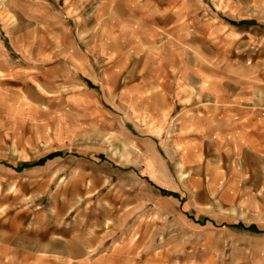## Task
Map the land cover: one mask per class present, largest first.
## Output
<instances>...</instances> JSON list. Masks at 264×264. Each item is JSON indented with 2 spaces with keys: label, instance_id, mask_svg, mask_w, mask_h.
Wrapping results in <instances>:
<instances>
[{
  "label": "crops",
  "instance_id": "1",
  "mask_svg": "<svg viewBox=\"0 0 264 264\" xmlns=\"http://www.w3.org/2000/svg\"><path fill=\"white\" fill-rule=\"evenodd\" d=\"M21 1L0 3V264L186 263L157 260L156 230L148 222L126 229L135 212L123 211L121 196L101 197L111 206L100 212H69L78 192L70 195L73 185L85 189L76 202L87 204L91 183L109 184L111 176L120 183L126 172L110 173L112 164L82 157L69 163V153L56 146L62 128L31 119L30 111L44 104L24 91L31 80L42 89L47 72L29 65L30 3ZM124 6L123 15L114 0L70 2L77 34L66 36L67 73L88 75L91 67L79 60L99 58L108 60L107 73L124 79L118 100L107 104L118 113L101 117L103 135L118 138L119 161L124 156L130 165L125 170H142L172 230L192 225L219 235H264V0H127ZM60 15L52 16L59 22ZM53 36L54 48L39 36V54L57 57L63 44ZM69 129L87 132L93 125ZM30 130L48 148L22 140ZM139 180L134 200H141ZM141 246L149 249L146 259Z\"/></svg>",
  "mask_w": 264,
  "mask_h": 264
},
{
  "label": "rangeland",
  "instance_id": "2",
  "mask_svg": "<svg viewBox=\"0 0 264 264\" xmlns=\"http://www.w3.org/2000/svg\"><path fill=\"white\" fill-rule=\"evenodd\" d=\"M27 1L30 3L28 11L30 14V50L27 54L29 65L31 67L45 66L47 72L46 81L42 89L38 90L33 85V80H31L29 91H24L25 97L39 100L40 104H44V106L38 108L39 111H30L31 119L36 121L35 124L37 126L45 124L50 127L60 126L62 128L61 137L56 140V146H61L64 152L69 153L65 159L66 161L69 159V163H76L82 157L85 159V162L108 164V166L109 163L112 164V168L109 167L111 169L110 173H113V171L117 172L118 169L126 172V177L123 178L124 181L121 180L120 183L119 180L116 181L117 176H111L113 180L109 184L91 183L90 189L87 191L90 196L89 201H86L87 204L76 202V197L80 200L85 189L83 190V188L78 187L77 184L73 185L70 189V195H72V191L74 190L78 192H75L74 196H71L69 212L81 209L100 212L106 207L111 206L109 203L104 202L101 197L118 195L121 196V203L123 201V211L135 212V215L130 214L129 217L131 216V218L126 220L128 222L126 229L140 221L143 224L148 222L149 226L155 228L156 234L152 236V239L156 240V247L153 246V249L157 248V260L159 262L166 261L167 259H179L180 261H185L186 263L184 264H264V254L262 253L264 235H259L255 238L231 236L228 234L219 235L214 228H197L192 225H185L184 232L178 233V231L176 232V227L172 230L168 225V221L159 217L158 211H160V208H156L153 202L156 192L150 186V183L146 181L143 172H141L142 170L134 168V170H125L124 168L130 167V165H125L124 156H121V161H119L118 138L112 134L103 135L101 130L100 120L102 115L107 114L106 112L112 114L113 111L114 114L118 113L116 108L107 104L108 101L118 100L117 85L124 81L123 76L112 71L107 73L104 66L109 63L108 60L99 58L79 60L87 61L91 67L90 74L85 75L80 71L68 74L69 68L67 63L69 58H67L64 51L65 40L66 36L76 38L77 34L76 20L70 14L71 0ZM1 2L2 0H0ZM13 2L16 4L22 3L21 0H13ZM114 2L115 6H117V8L114 7L115 13L124 15V4L127 0H114ZM44 3L49 6V12H44L40 9V4ZM73 4L74 1L72 2ZM60 13V21L57 22L52 15ZM43 34L46 37V45L50 44L53 48L54 43L49 42V37L51 40H53V35L61 37L63 45L60 48L62 50L59 49L60 53L56 54V58L48 57L47 53L45 55L39 54L37 49L39 46L38 38ZM37 72V68L31 72V74H34L32 76L34 79H36L35 74ZM108 86L109 88H107ZM18 93L22 95V91L19 90ZM13 97L14 99L20 98L16 91L13 92ZM74 124L93 125V130L87 132L74 130V132H71L69 128H73ZM26 134L22 140L28 136L31 147L34 146L41 151L44 148H48L47 142H40L36 137L34 139L31 130ZM70 137L72 138L70 139ZM22 140H17V145L22 143ZM54 142L55 140H52V144ZM54 149L56 148L53 147ZM80 151H88L89 154H80ZM77 157L78 159H76ZM63 173H67L68 175L75 174V172L70 170H65ZM101 173L103 177L108 178L105 170ZM94 174H98V172H94ZM137 179H140L139 181L142 186L140 193L141 200L133 199V196L136 197L137 194L133 191V186H136ZM124 182L130 184V187L123 188ZM66 184L72 185L73 183L67 181ZM61 209L65 211L63 207ZM150 212L154 213L152 215L154 217L146 220L145 216ZM139 215H141L140 219ZM147 230L150 231L149 227ZM147 239H149V236ZM141 247L143 248V246ZM149 253L148 248H143L142 258H148ZM121 254L126 255L125 252ZM128 254L133 257V252H129Z\"/></svg>",
  "mask_w": 264,
  "mask_h": 264
}]
</instances>
